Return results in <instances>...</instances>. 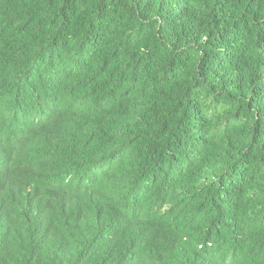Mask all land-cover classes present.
Listing matches in <instances>:
<instances>
[{"label": "trees", "instance_id": "trees-1", "mask_svg": "<svg viewBox=\"0 0 264 264\" xmlns=\"http://www.w3.org/2000/svg\"><path fill=\"white\" fill-rule=\"evenodd\" d=\"M0 264H264V0H0Z\"/></svg>", "mask_w": 264, "mask_h": 264}]
</instances>
